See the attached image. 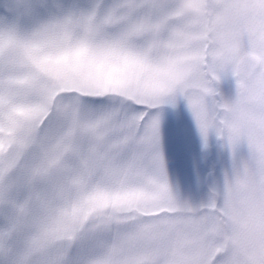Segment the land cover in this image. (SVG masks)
I'll return each mask as SVG.
<instances>
[{"label": "snow or ice", "instance_id": "obj_1", "mask_svg": "<svg viewBox=\"0 0 264 264\" xmlns=\"http://www.w3.org/2000/svg\"><path fill=\"white\" fill-rule=\"evenodd\" d=\"M0 264H264V0H0Z\"/></svg>", "mask_w": 264, "mask_h": 264}, {"label": "rangeland", "instance_id": "obj_2", "mask_svg": "<svg viewBox=\"0 0 264 264\" xmlns=\"http://www.w3.org/2000/svg\"><path fill=\"white\" fill-rule=\"evenodd\" d=\"M219 93L228 98L234 91V82L230 77L224 76L217 85ZM181 121L187 129L186 139L182 150L169 147L171 158L168 160L170 179L180 185L182 196L198 200L205 196L214 179L221 176L222 170L229 165L228 152L215 137H210L205 148L196 132L191 115L184 103L178 105ZM172 115L165 109V124L171 126ZM199 178V185H197Z\"/></svg>", "mask_w": 264, "mask_h": 264}]
</instances>
